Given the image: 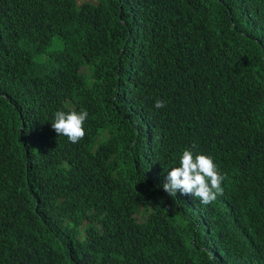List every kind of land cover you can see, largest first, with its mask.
Returning <instances> with one entry per match:
<instances>
[{"label": "trees", "instance_id": "16d2710c", "mask_svg": "<svg viewBox=\"0 0 264 264\" xmlns=\"http://www.w3.org/2000/svg\"><path fill=\"white\" fill-rule=\"evenodd\" d=\"M0 264H264V0H0Z\"/></svg>", "mask_w": 264, "mask_h": 264}, {"label": "clouds", "instance_id": "9594fccd", "mask_svg": "<svg viewBox=\"0 0 264 264\" xmlns=\"http://www.w3.org/2000/svg\"><path fill=\"white\" fill-rule=\"evenodd\" d=\"M166 106V101L156 100L157 109ZM89 113L87 110H58L54 114L52 128L59 136H65L71 143H79L86 135L84 127ZM226 176L220 171L210 155L194 153L185 149L180 157L179 166L168 172L163 189L173 198L177 192L198 199L207 206L222 195V183Z\"/></svg>", "mask_w": 264, "mask_h": 264}, {"label": "rangeland", "instance_id": "374dc122", "mask_svg": "<svg viewBox=\"0 0 264 264\" xmlns=\"http://www.w3.org/2000/svg\"><path fill=\"white\" fill-rule=\"evenodd\" d=\"M84 1H87V0H79V3H83Z\"/></svg>", "mask_w": 264, "mask_h": 264}]
</instances>
